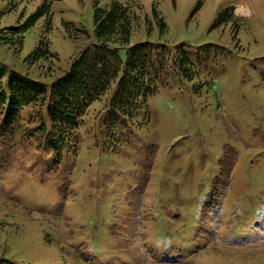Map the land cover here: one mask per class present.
<instances>
[{"label":"rangeland","instance_id":"374dc122","mask_svg":"<svg viewBox=\"0 0 264 264\" xmlns=\"http://www.w3.org/2000/svg\"><path fill=\"white\" fill-rule=\"evenodd\" d=\"M96 1L111 2L54 0V76L25 61L44 19L27 31L21 50L0 46V63L50 83L95 41ZM140 1L153 28L143 20L132 43L213 42L232 54L192 81L171 74L149 97V114L118 124L114 134L105 124L111 91L96 100L78 128L77 154L60 167L50 166L52 153L28 128L25 108L14 130L0 134V257L15 264H264V0H204L194 14L199 0ZM39 3L11 11L0 0V29ZM229 3L243 18L240 45L231 23L212 28ZM64 20L87 34L70 38ZM120 53L124 59L125 48Z\"/></svg>","mask_w":264,"mask_h":264},{"label":"trees","instance_id":"16d2710c","mask_svg":"<svg viewBox=\"0 0 264 264\" xmlns=\"http://www.w3.org/2000/svg\"><path fill=\"white\" fill-rule=\"evenodd\" d=\"M6 1L13 11L20 4L36 0ZM203 1L197 2L192 14L202 7ZM53 2L40 0L23 21L0 29V46L21 50L27 31L44 19L38 44L25 61L45 69L42 74L47 77L54 76L56 71L57 54L51 51L49 39L53 30ZM93 6L95 41L87 43L72 58L69 67L50 83L28 73L8 70L5 64L0 63V134L5 136L14 130L22 119L23 110L30 108L28 128L36 131L39 144L51 151L54 165L50 166L53 168L59 167L66 155L76 154L78 128L83 116L96 100L110 91L105 124L107 132L114 134L120 128L118 124H134L140 114H149V97L159 90L160 85L168 84L171 74L192 81L201 71L210 72L215 64L221 65L223 59L232 54L231 49L213 42L194 48H188L184 42L172 47L166 42L149 39L132 43V33L143 20L149 30L153 28V20L144 13L140 0H111L107 6L96 1ZM235 11L231 3L222 5L212 28L231 23V35L240 45L238 33L243 18ZM152 12L160 31L166 32L168 25L157 3L153 4ZM63 24L70 38L77 39L79 35L87 34L84 27L74 22L64 20ZM122 48H125L124 59L120 53ZM204 85L203 82L197 83L195 90L200 92ZM0 264L15 263L0 257Z\"/></svg>","mask_w":264,"mask_h":264}]
</instances>
